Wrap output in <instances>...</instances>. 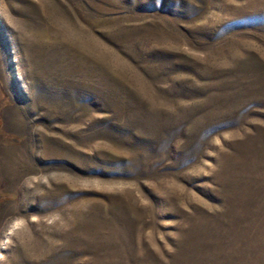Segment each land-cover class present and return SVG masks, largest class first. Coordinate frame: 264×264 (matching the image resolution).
<instances>
[{
  "label": "rangeland",
  "instance_id": "obj_1",
  "mask_svg": "<svg viewBox=\"0 0 264 264\" xmlns=\"http://www.w3.org/2000/svg\"><path fill=\"white\" fill-rule=\"evenodd\" d=\"M0 22V264H264V0Z\"/></svg>",
  "mask_w": 264,
  "mask_h": 264
},
{
  "label": "bare ground",
  "instance_id": "obj_2",
  "mask_svg": "<svg viewBox=\"0 0 264 264\" xmlns=\"http://www.w3.org/2000/svg\"><path fill=\"white\" fill-rule=\"evenodd\" d=\"M0 31H2V33H5V27L1 24V22H0Z\"/></svg>",
  "mask_w": 264,
  "mask_h": 264
}]
</instances>
